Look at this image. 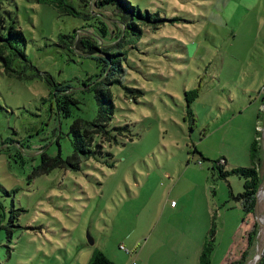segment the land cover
<instances>
[{"label": "rangeland", "instance_id": "rangeland-1", "mask_svg": "<svg viewBox=\"0 0 264 264\" xmlns=\"http://www.w3.org/2000/svg\"><path fill=\"white\" fill-rule=\"evenodd\" d=\"M127 1L154 19L140 22L138 41L119 24L122 4L68 0L73 16L0 0V23L17 22L29 61L8 73L0 58V264H89L91 250L116 264H199L207 244L211 264H253L264 248V226L239 200L245 180L222 176L263 154L264 0ZM92 11L127 35L111 127L132 139L105 143L79 168L51 169L44 156L74 155L75 121L99 116L92 88L102 68L68 38L77 34V49L85 37L103 44L88 27L97 19H85ZM54 84L78 101L70 117L58 114Z\"/></svg>", "mask_w": 264, "mask_h": 264}, {"label": "trees", "instance_id": "trees-1", "mask_svg": "<svg viewBox=\"0 0 264 264\" xmlns=\"http://www.w3.org/2000/svg\"><path fill=\"white\" fill-rule=\"evenodd\" d=\"M36 3L42 4H52L58 9H62L69 15L78 14L77 9L68 0H34ZM85 7L88 8V0H83ZM121 2V3H119ZM106 4L115 5L122 4L119 7V15L121 20L120 25L125 27V32H134L133 40L138 41L140 35H142V29L140 22L154 23L152 14L144 15L143 12L134 7L131 2L127 0H97L96 6H104ZM124 4V5H123ZM95 12L92 11V15ZM91 15H85V19L94 21V24L88 25L91 30L95 31L98 38L103 40L101 45L96 38L85 37L80 38L78 48H75V41L77 40V34L68 37L69 45L74 48L75 51L79 50L85 56H89L96 60L100 67L102 68V73L99 76L98 82L93 86V91L96 93V97L99 103V116L94 121L77 120L71 127L72 145L74 155L70 157L67 161H64L61 155L57 156L53 160H48L47 156H44L43 164L44 166L48 164L51 169L61 167L62 164L71 166L72 168H79L82 161L89 160L95 157L98 153L102 154L104 150L105 143H116L119 144V137H128L132 139L131 131L126 126L122 127H111V123L115 115V104L112 93V88L114 86H123V77L126 74L124 68V61L127 60V51L124 49L125 43L127 41L126 33L123 30H119V34L116 33L119 25L115 24V28L111 30L108 25L102 21L99 17ZM14 20V19H13ZM156 22H163L159 17ZM17 22L14 20L10 25L6 26L5 21L2 20L0 23L1 29L4 32H0V58L4 61V65L8 73H17L13 66L16 59H21L26 63H29L27 55L20 48V43L23 42L27 44V39L24 32L16 26ZM115 35V41L118 43L114 46L105 44V40L111 37L113 39ZM117 48H120L118 51ZM99 54V55H98ZM19 77H22L18 73ZM53 84V83H52ZM70 85H55L54 90L56 102L58 103V114L64 117H70L72 115L71 105L77 104L78 101L72 98V95L68 94L70 90ZM130 89L127 88V91ZM252 157L255 159L257 157L256 147L257 143L253 144ZM258 166H253L250 169H234L232 172H224L223 177H227L231 174L238 175L245 180L244 192L239 195V200L243 204L244 210L248 213L254 214V201L258 193L259 187L264 180L262 175V157L258 159ZM255 233L253 239L257 238L258 229L255 226ZM213 245L207 244L200 255L199 264H211V256L213 252ZM249 260H244L242 264H247ZM264 263V258L260 264ZM89 264H115L108 256L103 252L98 250L93 252V255L89 261ZM136 264V262H134Z\"/></svg>", "mask_w": 264, "mask_h": 264}, {"label": "water", "instance_id": "water-1", "mask_svg": "<svg viewBox=\"0 0 264 264\" xmlns=\"http://www.w3.org/2000/svg\"><path fill=\"white\" fill-rule=\"evenodd\" d=\"M262 162H264V147H263V154H262ZM262 188H264V180L259 187L258 193H257L255 201H254V214L257 217V221H258L259 226H260L259 219L264 218V215L260 212L258 204H257V197H258L259 192L262 190ZM89 244L94 245V241L91 238H89ZM263 258H264V248H263V252L261 254H258L254 257V259L252 260L253 264H260Z\"/></svg>", "mask_w": 264, "mask_h": 264}, {"label": "bare ground", "instance_id": "bare-ground-1", "mask_svg": "<svg viewBox=\"0 0 264 264\" xmlns=\"http://www.w3.org/2000/svg\"><path fill=\"white\" fill-rule=\"evenodd\" d=\"M264 194V188H262V190L259 192V194H258V197H257V204H258V206H259V204H260V197L262 198V195L261 194ZM264 196V195H263ZM259 222H260V225H262V226H264V222H263V219H259ZM263 252V250L261 251V253ZM260 253V254H261Z\"/></svg>", "mask_w": 264, "mask_h": 264}, {"label": "crops", "instance_id": "crops-1", "mask_svg": "<svg viewBox=\"0 0 264 264\" xmlns=\"http://www.w3.org/2000/svg\"><path fill=\"white\" fill-rule=\"evenodd\" d=\"M174 207H175V206H172V208H174ZM175 208H176V207H175ZM88 253H89V258L91 259L92 255H93L92 250L89 251ZM90 259H89V260H90ZM115 264H116V263H115ZM136 264H137V262H136Z\"/></svg>", "mask_w": 264, "mask_h": 264}, {"label": "built area", "instance_id": "built-area-1", "mask_svg": "<svg viewBox=\"0 0 264 264\" xmlns=\"http://www.w3.org/2000/svg\"><path fill=\"white\" fill-rule=\"evenodd\" d=\"M172 206H175V204L173 203Z\"/></svg>", "mask_w": 264, "mask_h": 264}]
</instances>
